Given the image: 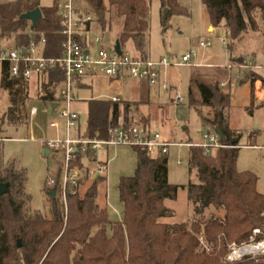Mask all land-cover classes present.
Segmentation results:
<instances>
[{
  "label": "trees",
  "instance_id": "obj_1",
  "mask_svg": "<svg viewBox=\"0 0 264 264\" xmlns=\"http://www.w3.org/2000/svg\"><path fill=\"white\" fill-rule=\"evenodd\" d=\"M159 1L164 31L171 16L188 15L178 0ZM60 2L52 0L49 7L30 0L0 3V39L14 35L15 47L20 49L26 33L36 43L44 36L43 55L63 59L65 37L60 27ZM201 2L210 25L215 30L226 28V49L232 55L245 33L249 29L259 32V22H264V0ZM88 3L100 27L106 28V16L111 10L122 21L117 39L122 54L126 43L133 40L142 58H149L145 38L150 27V0H88ZM36 8L41 9L43 17L31 30L32 23L21 16ZM166 9L168 14L164 18ZM77 41L89 47L86 34L78 33ZM233 60L238 59L232 57ZM66 81L62 65L39 75L38 99L53 112L61 104ZM243 82L251 84L249 112L254 114L264 109V98L259 101L256 96L264 87V77L249 70ZM195 83L201 95L196 105L213 110L211 116L202 117L197 109L203 126L209 133L220 130L224 136L221 143L231 146L218 149L216 155L206 154L201 148L189 149L188 164L190 173L194 172L196 177L195 183L171 184L169 153L150 157L135 148L134 174L121 177L118 183L120 220L111 218L108 206L97 203L106 178L85 182V190L68 197L66 211L61 196V173L55 177L53 188L47 187L46 182L45 193L51 200L48 219L31 206L26 170L16 160L4 162V142L12 138L2 137V127L27 129V104L31 98L29 82L12 78L8 63H0V90L7 93L9 102L0 119V185L6 186L4 193L0 191V264H228L225 260L233 243L264 241V194L258 191L259 178L255 173L238 169L243 137L231 127V94L224 93L216 80ZM74 85L83 88V79H75ZM86 103V133L89 137L100 133L103 139L108 137L111 126H128L141 107V103L123 100L91 99ZM167 106H157L154 110L158 113L164 110L165 114H161L167 116ZM181 188L187 191L193 219L174 224L161 222L172 214L166 201H176ZM257 230L259 233L254 234Z\"/></svg>",
  "mask_w": 264,
  "mask_h": 264
},
{
  "label": "rangeland",
  "instance_id": "obj_2",
  "mask_svg": "<svg viewBox=\"0 0 264 264\" xmlns=\"http://www.w3.org/2000/svg\"><path fill=\"white\" fill-rule=\"evenodd\" d=\"M8 2L10 0H0V3ZM178 2L188 11V15L171 16L169 27L164 31L161 3L159 0H150V27L145 38L146 50L149 58L153 61H158L165 56L174 57L177 61H181L182 57L191 51L195 52L196 57L191 60L190 65L172 66L163 71V80L169 87L167 92L160 90L156 94L154 90H151L150 99L156 107L168 105L166 107L168 108L167 116L163 115L165 114L164 110L157 112L158 116H156L155 106H152L151 110L153 109V111H150L149 114L145 111V115L144 110L146 108L143 109V106H141L140 111L134 115V118L149 124L153 133H159L164 140L171 143H185L189 140L202 142L207 129L203 126L201 116L209 117L213 110L196 105L201 101V95L196 83L191 85L192 80L196 82L216 80L219 85L227 81L228 85L220 86V88L224 93L229 92L231 94V127L236 133H241L243 137L240 144L242 149L238 160V169L255 173L259 178L258 191L264 194V109H258L254 114L249 112L251 84L249 82L241 83L243 78H246L249 70L239 67L240 63L246 61L252 63V65L264 67V22H259V32L256 33L249 29L245 33L232 55L227 51V45L222 43V39H227L226 28L216 29V33L213 35L208 33L209 17L201 0H178ZM41 4L44 7H49L52 5V0H41ZM83 8L88 15H94L95 17V20L88 25V31L85 33L93 54L96 53L99 47L98 45L92 47V43L96 38L101 39V45L105 48H113L122 28V21L117 18L114 10L107 14L106 28H102L97 23L96 15L91 12L90 5L86 4ZM206 41H211L212 45L207 49H203L201 43ZM0 44L14 47L15 36L0 39ZM124 52L130 58L140 57L141 55L133 40L126 43ZM232 57L238 60L232 61ZM208 65L211 66L208 67ZM229 66L232 67L229 68ZM256 72L264 77L263 70ZM85 82L91 84L89 79H86ZM134 85L138 84L129 78L110 80L105 76H99L94 80L93 85L91 84L86 89L79 91L77 89L80 88L75 86L73 91L77 102L73 103L71 108L77 110L81 115L82 130L86 131V101L93 98L111 99L112 97H117L123 101L137 100L138 96L134 90ZM175 90H179L185 99L184 104L177 107L169 105V100L173 98ZM141 92V90L138 91V94ZM38 93L37 80L33 77L29 81L31 100L27 104L28 128L22 127L15 130L8 125L2 127V137L12 138L6 139L4 142L3 158L4 162L16 160L18 166L26 170L28 178L26 188L27 193L32 197L31 206L33 210L42 211L49 219L51 218L49 213L51 200L45 193L46 182L56 173L58 162L53 158L46 157L45 149L42 146L43 141L55 136V131L49 127V123L53 118V111L49 109L47 104L39 101ZM256 96L259 101L264 98V87L257 91ZM8 103L7 93L0 90V119L3 117ZM34 106L38 108L39 112L35 120L32 121L30 110ZM61 106H64V104H61ZM197 109L201 112V116ZM184 127H187V130H184ZM32 137L35 138L34 141ZM216 153L213 152V155H216ZM102 157L111 158L112 160L107 183L102 186L97 203L101 207L108 206L111 218L120 220L121 205L118 183L121 177H130L134 174L137 154L132 148L119 147L109 149L107 153L102 154ZM168 157V180L171 184L187 186L189 183L196 182L194 172L190 173L188 164L189 149L187 147H170ZM179 162H181V165H179ZM47 187L49 186L47 185ZM107 194L108 205L106 202ZM166 206L172 211V214H168L161 219V222L174 224L193 219V210L187 200L186 189L181 188L178 192V199L176 201H166ZM258 233L254 232V234ZM253 263H264V256L258 262Z\"/></svg>",
  "mask_w": 264,
  "mask_h": 264
},
{
  "label": "built area",
  "instance_id": "obj_3",
  "mask_svg": "<svg viewBox=\"0 0 264 264\" xmlns=\"http://www.w3.org/2000/svg\"><path fill=\"white\" fill-rule=\"evenodd\" d=\"M30 1L41 2V0ZM86 4L89 6L88 0H61L59 4L60 27L65 37L63 44L65 57L63 59L46 58L43 55L44 36H41L40 42L36 43L31 39L30 33H26L25 43L20 49L0 44V63H8L12 78H23L29 82L33 77H39L41 73L54 69L58 65H62L66 71L67 81L61 92V104L64 106L60 104L56 107V116L49 123L50 129L55 131V136L42 142L44 149L50 151L48 157L58 162L57 171L48 180L47 185L53 188L55 177L61 173V196L66 211L68 197L80 194L84 190L85 182L99 178L108 179L112 159L102 157V154L107 153L111 148H138L150 157L169 153L172 146L188 149L201 148L206 154L216 152L218 149L231 148L221 143V137L217 132L204 133L202 142L171 143L164 140L159 133H153L151 126L136 119L126 127L111 126L108 130V137L105 139L101 138L100 133H97L95 137H89L86 131L82 130L80 114L71 108V105L77 102L73 91L75 79L97 76H105L111 80L129 78L138 82H146L150 87L161 86L162 91L167 92L169 87L163 80V71L172 66L190 65L196 54L191 51L184 55L181 61L169 56L158 61L142 57L130 58L127 54L118 55L115 46L111 49L105 48L101 45L100 38H96L92 43V47L99 46L93 54L91 47H84L77 41L78 33L83 34L87 25L95 20L94 15H88L85 12L83 7ZM222 43L226 45L224 39ZM211 45V41L201 43L203 49ZM239 65L244 70L264 71V67L252 65L247 61ZM112 100L119 101L116 98ZM184 102L185 99L181 92L175 90L173 98L169 100V105L177 107ZM38 112L37 107L31 108L32 121L35 120ZM106 202L108 204V194ZM263 256L264 241L251 240L243 244L233 243L226 262L229 264L258 262Z\"/></svg>",
  "mask_w": 264,
  "mask_h": 264
},
{
  "label": "crops",
  "instance_id": "obj_4",
  "mask_svg": "<svg viewBox=\"0 0 264 264\" xmlns=\"http://www.w3.org/2000/svg\"><path fill=\"white\" fill-rule=\"evenodd\" d=\"M207 31H208V33L210 34V35H213V34H215L216 32H215V29L210 25V23H209V25H208V27H207ZM84 35H85V33H83ZM146 53H147V56L149 57V55H148V52H147V50H146ZM140 57H142V55H140ZM197 66V65H196ZM211 65H208V67H210ZM221 75V74H220ZM225 75V74H224ZM223 75V77H225ZM99 76H97V77H91V78H87V79H89L90 80V82H91V84L93 85V82H94V80H96L97 78H98ZM36 78V80H37V85H38V89H39V77H35ZM85 80L86 79H83V84H84V87L83 88H80V89H77V90H83V89H86V88H88L91 84H88L87 82H85ZM111 80V79H110ZM138 85H134L135 87H134V90H135V92H137V96H138V99L137 100H127V101H131V102H138V103H141V106H143V109L144 108H146V110H144V114H145V111L147 112V114H149L150 113V111H152L151 110V108H152V106H155L154 105V103L151 101V99H150V93H151V90H154V92L157 94V93H159L160 92V90L162 91V88L161 87H150L149 86V84H147L146 82H138V81H135ZM223 82V81H222ZM241 83H244V82H241ZM193 84H195V81H193L192 80V83H191V85H193ZM191 85H190V87H191ZM222 85H228L227 84V81H224L223 82V84ZM161 88V89H160ZM142 91L140 94H138V91ZM140 97V98H139ZM113 98H116V99H119V98H117V97H112L111 99L110 98H108V99H103V100H112ZM94 99V98H93ZM95 99H102V98H95ZM120 100V99H119ZM86 105H87V103H86ZM34 107H36V106H34ZM156 107V106H155ZM142 109V110H143ZM75 111H77V110H75ZM154 112L157 114V111H155L154 110ZM54 114H55V111L52 113V116L54 117ZM146 115V114H145ZM156 116H158V115H156ZM163 119V118H162ZM161 120V119H160ZM184 130H186L187 129V127H184L183 128ZM32 140L34 141L35 140V138L34 137H32ZM42 146H43V144H42ZM44 148V147H43Z\"/></svg>",
  "mask_w": 264,
  "mask_h": 264
},
{
  "label": "water",
  "instance_id": "obj_5",
  "mask_svg": "<svg viewBox=\"0 0 264 264\" xmlns=\"http://www.w3.org/2000/svg\"><path fill=\"white\" fill-rule=\"evenodd\" d=\"M167 14H168V10L166 9L164 12V18L167 17ZM42 17H43V15H42L41 9L36 8L35 10L30 11V12L22 15L21 19L26 20V21H30L32 23L31 30H34L36 28L37 24L41 21ZM115 50H116L118 55H122L121 44L118 40L115 43ZM217 133L219 134L221 139L224 137L220 130H217ZM45 155H46V157H48L50 155V151L45 150ZM0 191L2 193H4L6 191V186L0 185ZM19 247H20V243H19Z\"/></svg>",
  "mask_w": 264,
  "mask_h": 264
}]
</instances>
